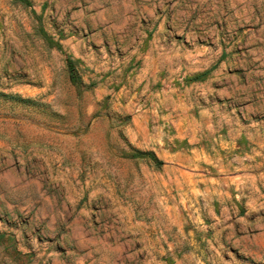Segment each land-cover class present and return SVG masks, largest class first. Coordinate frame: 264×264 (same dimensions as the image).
Here are the masks:
<instances>
[{
	"label": "crops",
	"instance_id": "obj_1",
	"mask_svg": "<svg viewBox=\"0 0 264 264\" xmlns=\"http://www.w3.org/2000/svg\"><path fill=\"white\" fill-rule=\"evenodd\" d=\"M111 36L63 43L101 71L110 66ZM174 46L158 32L149 41L132 87H151L153 106L133 115L120 136V148L152 152L161 165L112 158L104 144L109 130L96 123L80 134L95 143L30 146L16 162L18 151L0 140V215L8 219L0 232L14 234L31 256L27 264H178L192 256L178 243L189 239L192 224L211 233L216 249L241 246L264 258V79L241 80L220 64L206 79L185 83L182 77L214 61L199 47L184 62ZM102 87L109 83L98 84V99ZM226 98L235 109L218 107Z\"/></svg>",
	"mask_w": 264,
	"mask_h": 264
},
{
	"label": "rangeland",
	"instance_id": "obj_2",
	"mask_svg": "<svg viewBox=\"0 0 264 264\" xmlns=\"http://www.w3.org/2000/svg\"><path fill=\"white\" fill-rule=\"evenodd\" d=\"M30 1L31 8L0 0V140L18 151L13 153L14 162L30 146L67 145L79 150L95 143L80 138L92 123L109 130L104 144L111 147L106 152L112 158L151 161L133 156L137 151L133 148H120L124 142L120 136L133 115L153 106L151 87L139 83L133 88L132 83L156 32L175 44L184 62L196 48L211 51L214 65L202 80L220 64L235 70L225 74L234 73L241 80L264 79L258 72L264 70V0ZM129 17L135 19L126 23ZM98 32L112 34L105 55L110 66L101 71L74 57L63 43L72 37L86 41L90 33ZM66 57L75 61L76 82L69 78ZM193 76L182 80L193 82L186 80ZM104 82L109 88L102 87L103 97L98 99V84ZM233 100L226 98L217 105L231 111L236 108ZM0 220L8 223L4 215ZM189 228V239L178 243L181 252L189 250L192 256L179 257L178 264H264V258H251L250 248L216 249L208 230H196L193 224ZM30 257L19 250L13 233L0 232V264H27Z\"/></svg>",
	"mask_w": 264,
	"mask_h": 264
},
{
	"label": "trees",
	"instance_id": "obj_3",
	"mask_svg": "<svg viewBox=\"0 0 264 264\" xmlns=\"http://www.w3.org/2000/svg\"><path fill=\"white\" fill-rule=\"evenodd\" d=\"M13 1L19 2V3L23 4L25 7L31 8V6H32V3L30 0H13ZM43 34H44V36H46L45 32H43ZM57 47H59L58 44H57ZM65 61H66L67 72H68L70 80L73 82H76L78 77L76 75V72L74 69V64H73V62H75V61L71 60L70 57H66ZM206 73H207V71L203 72L201 74H198V75H194L193 77H190L186 80L188 82L189 81L202 80L204 78V76L206 75ZM16 98H18V97H16ZM133 156L138 157V158H147V159L151 160L156 166L162 164L160 161L157 160V158L155 157V155L152 152L135 151Z\"/></svg>",
	"mask_w": 264,
	"mask_h": 264
}]
</instances>
